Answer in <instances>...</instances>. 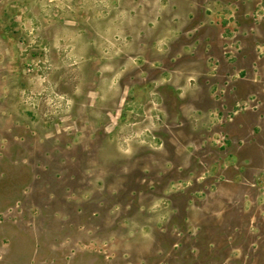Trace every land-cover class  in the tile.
<instances>
[{"label":"rangeland","instance_id":"rangeland-1","mask_svg":"<svg viewBox=\"0 0 264 264\" xmlns=\"http://www.w3.org/2000/svg\"><path fill=\"white\" fill-rule=\"evenodd\" d=\"M262 61L264 0H0V264H264Z\"/></svg>","mask_w":264,"mask_h":264},{"label":"crops","instance_id":"crops-1","mask_svg":"<svg viewBox=\"0 0 264 264\" xmlns=\"http://www.w3.org/2000/svg\"><path fill=\"white\" fill-rule=\"evenodd\" d=\"M243 6H244V3H243ZM259 33H260L259 31H255V34L253 35H256L255 37L258 38ZM252 63L249 64L251 67H253ZM249 67L247 69H249ZM257 67H258L257 69L258 79L256 81L252 79V81L250 80L248 82L242 81L244 84L243 83L238 84L239 91L237 93L239 97L257 96L260 99H264V61L257 62ZM251 71H252V68H251ZM250 76L252 78L254 74H251Z\"/></svg>","mask_w":264,"mask_h":264}]
</instances>
